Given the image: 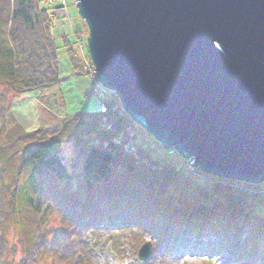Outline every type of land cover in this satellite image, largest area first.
I'll return each instance as SVG.
<instances>
[{
    "label": "trees",
    "instance_id": "1",
    "mask_svg": "<svg viewBox=\"0 0 264 264\" xmlns=\"http://www.w3.org/2000/svg\"><path fill=\"white\" fill-rule=\"evenodd\" d=\"M42 2L0 0V82L19 94L59 85L60 49H66L70 67L79 70L73 74L84 75L72 37L61 35L63 45H57ZM91 81L87 97L95 94ZM95 95L100 110L69 114L58 135L27 138L19 151L17 173L26 175L13 190L18 203L37 216L50 208L60 212V230L51 239L40 231L25 239L31 261H38L45 247L60 264H90L102 245L101 231L113 238L135 230L151 233L165 249L232 253L235 261L264 264V214L248 208L246 194L216 184L210 191L189 190L170 203L166 193L183 179L180 168L159 156L150 145L153 138L142 140L115 99ZM66 140L74 143L81 163L75 177L61 154ZM59 180L66 185L58 186Z\"/></svg>",
    "mask_w": 264,
    "mask_h": 264
},
{
    "label": "water",
    "instance_id": "2",
    "mask_svg": "<svg viewBox=\"0 0 264 264\" xmlns=\"http://www.w3.org/2000/svg\"><path fill=\"white\" fill-rule=\"evenodd\" d=\"M76 7L98 83L135 124L202 174L264 183V0Z\"/></svg>",
    "mask_w": 264,
    "mask_h": 264
},
{
    "label": "rangeland",
    "instance_id": "3",
    "mask_svg": "<svg viewBox=\"0 0 264 264\" xmlns=\"http://www.w3.org/2000/svg\"><path fill=\"white\" fill-rule=\"evenodd\" d=\"M42 4L48 9V16L53 21L52 30L57 45H63L61 35L68 34V37H72L71 48H75L80 55L84 75L73 74L79 70L70 67L68 56L65 54L66 49H60V83L57 87L19 94L0 82V264H60L45 247L38 261H31L28 240L25 239L30 237V234H38L39 231L42 236L51 239L54 233L60 230V212L50 208L45 215L37 216L26 205L18 203L17 195L13 194V190L24 181L26 175L25 171L21 172V175L17 173L19 151L27 138L35 141L58 135L65 121L70 117L69 114L95 112L102 108V102L95 94L87 97L93 88L91 81L93 77L89 71L92 69L89 67L87 69V66L89 64L90 67L93 66L87 45L88 27L78 14L76 0H43ZM79 22L83 26L77 25ZM67 46L70 45L66 44L65 48ZM18 135L23 139H19ZM150 145L157 149L160 157L171 161L183 173V179L167 190L166 198L170 203L189 194V190L198 193L210 191L216 184H227L232 189L239 190V193L246 194V205L250 210L264 214V183L252 186L217 179L192 168L177 152H166L157 140H152ZM61 154L68 171L77 175L81 163L74 143L70 140L63 142ZM76 182V178H73L72 184L75 185ZM57 185L63 187L66 183L59 180ZM101 232L99 238L102 245L97 247L93 256H90V264L244 263L235 261L231 257L232 253L212 256L193 249L168 247L165 249V246L160 245L149 232L127 230L124 234L115 235L113 238L107 230ZM146 243L151 244V258L147 262H142L139 260V252ZM160 246L161 249L154 254L153 250ZM244 264H257V262Z\"/></svg>",
    "mask_w": 264,
    "mask_h": 264
},
{
    "label": "built area",
    "instance_id": "4",
    "mask_svg": "<svg viewBox=\"0 0 264 264\" xmlns=\"http://www.w3.org/2000/svg\"><path fill=\"white\" fill-rule=\"evenodd\" d=\"M92 70H89L91 72V75H92V79L94 81V93L97 94L100 98H105V99H115L116 102H118V105L120 107V103L117 99V97L115 96V94L109 90H106L104 89L97 81L96 79V76H95V70L94 68L91 67ZM121 109V107H120ZM122 110V109H121ZM123 112V111H122ZM124 115H126L124 112H123ZM127 116V115H126ZM130 119V118H129ZM131 120V119H130ZM132 121V120H131ZM133 125L135 126L134 128V131H140L141 134L143 135L144 138L148 139L149 137H151L147 132H145L141 127H139L137 124H135L133 121H132Z\"/></svg>",
    "mask_w": 264,
    "mask_h": 264
},
{
    "label": "crops",
    "instance_id": "5",
    "mask_svg": "<svg viewBox=\"0 0 264 264\" xmlns=\"http://www.w3.org/2000/svg\"><path fill=\"white\" fill-rule=\"evenodd\" d=\"M77 25H79V26H83L81 22L77 23Z\"/></svg>",
    "mask_w": 264,
    "mask_h": 264
}]
</instances>
